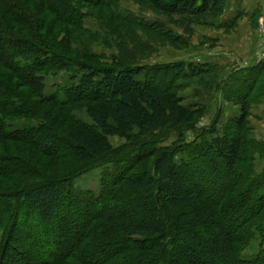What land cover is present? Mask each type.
Masks as SVG:
<instances>
[{"label": "trees", "instance_id": "trees-1", "mask_svg": "<svg viewBox=\"0 0 264 264\" xmlns=\"http://www.w3.org/2000/svg\"><path fill=\"white\" fill-rule=\"evenodd\" d=\"M117 1L0 0V264H264V141L253 139L249 123L252 107L264 103V63L224 78L214 65L148 67L128 56L105 63L71 50L81 9ZM137 1L186 33L198 26L228 35L242 16L226 13L229 0ZM125 21L130 41L135 29H154ZM45 71L72 72L63 100L43 96ZM191 87L197 101L183 105ZM217 93L238 116L223 122L219 109L195 131L210 108L203 96ZM75 110L91 124L73 118ZM21 120L28 126L15 130ZM167 129L179 138L158 148L150 140ZM190 129L200 142L186 144L190 163L178 165ZM110 138L139 142L130 153L140 155L127 161L124 152L122 165L150 161L136 163L137 175L107 173L98 195L72 190L76 177L115 157ZM200 165L213 180L207 192L195 180ZM124 191L136 196L123 201ZM254 242L258 251L244 258Z\"/></svg>", "mask_w": 264, "mask_h": 264}, {"label": "rangeland", "instance_id": "rangeland-1", "mask_svg": "<svg viewBox=\"0 0 264 264\" xmlns=\"http://www.w3.org/2000/svg\"><path fill=\"white\" fill-rule=\"evenodd\" d=\"M260 5L258 19L253 26L254 32L252 33L253 39L256 40V60L258 62L260 59L259 61L264 63V0H261ZM127 19H131L137 24L143 23L146 25H153L154 29H152V31L147 30V32L142 29H135V31L131 32L132 37L130 41L129 38H127L128 36H126L129 31L125 30V20ZM176 20L178 22L183 21L180 19ZM81 26L82 29L77 30L76 33H74V37L71 38V50H74L77 53L84 52L89 55H94L100 61L105 63L111 62L113 59H123L127 56L128 60L131 62V65H141L148 67L187 60H193V62H196L197 60L206 61L207 58L210 59V57H208V53L213 51V49L219 45L217 44L216 40H209L208 34H213L215 32L214 30L193 26L191 29L192 33H186L184 26L172 25L169 23L168 18L154 11L150 6L140 3L137 0H118L117 3L111 8H82ZM163 33H170L172 36L171 40H165ZM228 35H231V33ZM121 36L125 37V43H122ZM175 36L187 40L189 44L188 47L181 50L176 49L178 44H176V42H172ZM248 39L249 40L246 41V44L243 46V48H249L250 43H252V41L254 42V40H252V36L249 35ZM231 49H237V47L232 45ZM73 55H75V53H70V60L79 62L80 58H74ZM237 66L238 65H235V67ZM71 73L72 72L69 71L42 72L40 76H42L44 79L43 96L49 97L52 95H58L60 99L63 100V97L60 94L61 90H63L65 87L75 85V82L70 81L69 74ZM191 89L192 87L187 90ZM187 90L185 92H187ZM189 92L190 91H188L187 94ZM216 95L217 94H215L214 97L211 96V98H208L207 95L203 96L204 103L210 107V112L206 113L204 120L197 123V125L194 127L195 131H200L204 128H207L214 119L216 112L219 109L218 105L214 104L216 101ZM263 107L260 105H254L252 107L254 108L252 115L249 118L253 139L260 142L264 141ZM72 116L81 122L91 124L84 110H75L73 111ZM28 124V122L21 120L13 122L11 126L15 130L21 131L24 127L28 126ZM67 127L68 125L63 127V131H65V128ZM195 131L190 129L183 133L181 142L184 143L185 150L183 153L176 154L174 157V160L178 165L190 163V155L188 153V149H186V146L188 145L186 144L200 142V139L195 138ZM178 138L179 133L177 130L167 129L157 136H154V138H152L150 141L156 142V146L159 148L172 146L178 140ZM109 142L116 152L115 157L111 159L108 158L105 162L99 163V165L93 167L87 173L76 177L70 184L72 190L91 192L98 195L101 191L102 177L107 173H114L116 168L123 171L122 175H137V164L142 162L144 159H141L138 163L136 162L137 164L134 162L131 167L128 164L122 165L121 163L122 157H124L125 154L124 152L126 151H129L130 155L128 159H126L127 161H134L140 155V152L134 151L135 153H130L132 150L136 149L137 145H139V142L133 141L131 143L118 138H110ZM144 161H150V159L147 158ZM202 166L203 165H200L196 171L195 180L201 189L207 192L208 189L211 188L213 180L210 175L205 174L206 171L202 168ZM260 170V166H257V171L260 172ZM223 171L224 168L221 166V172ZM218 182H220V179ZM185 187L189 188V184L187 182H185ZM122 196H126V199L123 200L124 198H121V202L122 200L128 201L131 199V196L136 195L134 193H128L124 191L122 192ZM1 242L2 232L0 231V244ZM258 246L259 242H254L251 247L243 254V257L248 258L255 255L258 251Z\"/></svg>", "mask_w": 264, "mask_h": 264}, {"label": "crops", "instance_id": "crops-1", "mask_svg": "<svg viewBox=\"0 0 264 264\" xmlns=\"http://www.w3.org/2000/svg\"><path fill=\"white\" fill-rule=\"evenodd\" d=\"M261 0H229V5L226 13L230 14L239 10L242 13L241 18L237 21V27L231 32V35H226L222 31H215L213 34H208L209 40L217 41L218 47H215L213 51L208 53V57L206 61L197 60L193 62V60L182 61L189 64H207V65H214L219 66L224 69V78H226L227 74L232 72H236L240 69H246L257 64L261 63L259 60H256V40L253 39V33L256 21V15L254 11H259ZM250 31V32H249ZM252 36V43H250L249 48H243L246 44V41L249 40V35ZM219 41V42H218ZM238 41V42H237ZM232 45H235L237 49H231ZM235 65H238L235 67ZM190 91L188 94L187 92ZM187 92L181 94V98L185 101L183 105H187V103L195 104L197 99L194 97L195 89L192 88L191 90H187ZM190 94V97H189ZM215 105H218L219 109L221 110V121H226L229 118H233L238 116L239 108L233 106L232 104L226 102L223 99L221 93H217L216 101L214 102ZM261 107L264 106V103L260 105ZM264 108V107H263ZM218 109V110H219ZM251 109V115L253 112ZM210 112V108L208 109L207 113ZM215 115V114H214ZM250 115V116H251ZM206 116V115H205ZM205 116L200 120H204Z\"/></svg>", "mask_w": 264, "mask_h": 264}, {"label": "built area", "instance_id": "built-area-1", "mask_svg": "<svg viewBox=\"0 0 264 264\" xmlns=\"http://www.w3.org/2000/svg\"><path fill=\"white\" fill-rule=\"evenodd\" d=\"M264 55V54H263Z\"/></svg>", "mask_w": 264, "mask_h": 264}]
</instances>
